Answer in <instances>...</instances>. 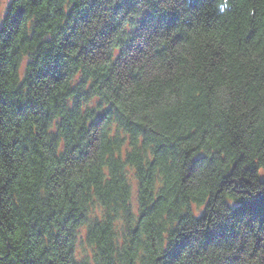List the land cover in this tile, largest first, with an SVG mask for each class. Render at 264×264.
<instances>
[{"label":"trees","instance_id":"1","mask_svg":"<svg viewBox=\"0 0 264 264\" xmlns=\"http://www.w3.org/2000/svg\"><path fill=\"white\" fill-rule=\"evenodd\" d=\"M0 264H264V0H12Z\"/></svg>","mask_w":264,"mask_h":264},{"label":"rangeland","instance_id":"2","mask_svg":"<svg viewBox=\"0 0 264 264\" xmlns=\"http://www.w3.org/2000/svg\"><path fill=\"white\" fill-rule=\"evenodd\" d=\"M12 0H0V29L3 26L6 14L8 12V6ZM84 234V232H83ZM78 251L79 255L81 252H86V245L84 244L83 240L80 239L79 244H78Z\"/></svg>","mask_w":264,"mask_h":264}]
</instances>
